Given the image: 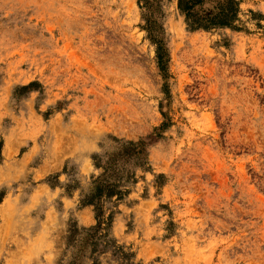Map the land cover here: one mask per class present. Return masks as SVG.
<instances>
[{
    "label": "rangeland",
    "instance_id": "obj_1",
    "mask_svg": "<svg viewBox=\"0 0 264 264\" xmlns=\"http://www.w3.org/2000/svg\"><path fill=\"white\" fill-rule=\"evenodd\" d=\"M233 1L0 0V264H264V0Z\"/></svg>",
    "mask_w": 264,
    "mask_h": 264
},
{
    "label": "trees",
    "instance_id": "obj_2",
    "mask_svg": "<svg viewBox=\"0 0 264 264\" xmlns=\"http://www.w3.org/2000/svg\"><path fill=\"white\" fill-rule=\"evenodd\" d=\"M203 0H178V6L182 12L185 13L187 20L192 26L196 27H209L212 25L218 24H229L231 15L236 10L235 2L233 0H225L219 4L218 11L213 14L210 13H201L202 11L198 9L199 5L202 4ZM145 2L150 6V0H145ZM98 191H102V188H99ZM107 194L112 195L118 192L119 190H114L113 188L107 189ZM99 228H103L101 225L104 222L99 220Z\"/></svg>",
    "mask_w": 264,
    "mask_h": 264
}]
</instances>
